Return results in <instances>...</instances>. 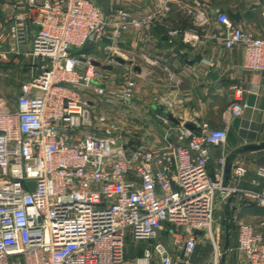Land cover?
I'll return each instance as SVG.
<instances>
[{"label":"built area","instance_id":"2783aa9c","mask_svg":"<svg viewBox=\"0 0 264 264\" xmlns=\"http://www.w3.org/2000/svg\"><path fill=\"white\" fill-rule=\"evenodd\" d=\"M6 20L11 26L0 28V42L12 40L15 49L0 58L17 56L30 43L40 66L14 108L0 99V264H153V255L158 264H193L202 232L219 251L217 195L250 197L264 208V185L258 193L238 188L246 168L233 167L224 184L225 129L171 127L157 116L163 138L134 146L124 142L119 122L96 111L101 103L130 109L135 83L125 80L107 94L93 60L73 51L109 42L113 62L118 40L153 17L139 20L119 10L109 18L97 0H13ZM217 21L224 48H242L244 67L264 73V36L244 32L224 13ZM243 110L238 98L227 113L237 118ZM211 148L222 150L212 169ZM256 177L264 182V167ZM236 220L240 259L264 264V233ZM166 227L172 253L157 242L126 260L129 245L148 243Z\"/></svg>","mask_w":264,"mask_h":264},{"label":"crops","instance_id":"0c3cea01","mask_svg":"<svg viewBox=\"0 0 264 264\" xmlns=\"http://www.w3.org/2000/svg\"><path fill=\"white\" fill-rule=\"evenodd\" d=\"M12 2L0 0V28L5 32L11 26L6 16ZM97 5L109 18L119 10L139 20L153 17L148 26L118 40L115 44L118 55L114 58L122 63L115 59L112 63L117 66L121 83L125 80L135 83L131 110L118 107L117 111L123 130L129 124V133L139 144L148 145L163 138V125L157 116L169 119L171 127L183 125L193 130L196 124L206 123L212 129H225L226 155L244 146L264 143V73L244 67L242 48H224V28L217 21L224 13L244 32L264 36V0H97ZM109 45L105 42L86 48L102 49L106 64L112 56L106 50ZM9 49H15L12 40L0 42V53ZM19 51V55L7 60L0 58V76L10 80V86L18 91L39 74L40 66L29 54L30 43L20 46ZM110 69L103 70L109 75ZM238 98L244 110L239 117L231 118L228 107ZM15 99L6 101L10 109L14 108ZM221 153V148H211V169ZM235 166L247 169L238 188L258 193L264 182L256 177V171L264 167V149L238 155L233 162ZM216 204L222 205V223L228 218L230 234L236 226L233 217L236 222H245L264 233V208L258 207L252 198L230 195L225 201L219 197ZM231 204L236 207L234 211L229 210ZM230 245L237 248L236 232ZM195 260L191 255L190 261L199 264ZM240 264H244L243 260Z\"/></svg>","mask_w":264,"mask_h":264},{"label":"rangeland","instance_id":"374dc122","mask_svg":"<svg viewBox=\"0 0 264 264\" xmlns=\"http://www.w3.org/2000/svg\"><path fill=\"white\" fill-rule=\"evenodd\" d=\"M102 51H103L102 49L84 48L79 51L75 50L73 51V53L77 56H85L86 58L90 57L93 61L98 62L100 64V67H96L98 68V72L102 74V78L98 82L106 90L107 94H110L111 92H116L120 89L122 79L118 75V71L116 69L117 66L115 64L112 65L114 61L109 62L110 59H108V61L105 64V62L103 61L104 59L102 58L103 57ZM107 65L111 68L109 75L105 70L102 69L103 66H107ZM9 82L10 80H7L6 78H2L0 76V99L5 102L13 101L15 97H17V95L19 94L18 89L16 87L10 86ZM104 105H105L104 103H101L97 107L96 111L99 113H106V114L108 113L113 120H116L118 122L119 121L118 111H117L118 105L113 104V106H107V107H105ZM126 110L130 111L131 109H126ZM119 125L124 135V142H126L129 145H134V146L139 145V143L134 139L133 133L132 132L129 133L130 132L129 131L130 129L128 127L129 124L127 125V130L125 131L122 128L123 127L122 123L119 122ZM130 125L131 128L132 124ZM219 197L220 196L217 195V202ZM222 209H223L222 205L217 206L216 204V209L214 212L215 222L219 221L222 223V214H223ZM167 230H168L167 227L164 228V231H162L156 239L148 243L129 245L126 248V253H125L126 260L130 262L137 258L142 257L144 252L151 251L153 246L157 242H162L172 253L174 250V244L169 233L166 232ZM235 232H236V226L233 233L232 234L229 233V247H228V251L226 252L225 264H232L233 262H237L238 264L241 263V259L237 253V248L234 249V247L230 245V241L234 243ZM224 238L225 235H224V223H223V227L221 230L220 248L216 255V253L214 252V248L210 244L209 235L206 233V231L202 232L201 241L198 243L197 249L192 254V258L193 256H195L196 259L194 262L199 264H214V260H215L217 261V264H221V255L224 246ZM152 258H153V264H158L157 258H155L154 255L152 256ZM226 259L228 261H226Z\"/></svg>","mask_w":264,"mask_h":264},{"label":"water","instance_id":"95a60500","mask_svg":"<svg viewBox=\"0 0 264 264\" xmlns=\"http://www.w3.org/2000/svg\"><path fill=\"white\" fill-rule=\"evenodd\" d=\"M231 17L233 19L237 18V15H231ZM116 62L122 63L121 60L119 59H115ZM91 64L95 67H100V64L98 62L92 61ZM103 69L109 70L110 67H102ZM189 129H192L190 126H186ZM264 149V143L260 144V145H249V146H244L240 149H235L234 151H232L229 155L226 156L225 159V164H224V184H228L230 176H231V172H232V168H233V162L235 160V158L238 155L241 154H245L247 152H254V151H259V150H263ZM229 233H230V224H229V220L228 218L225 219V224H224V246H223V251H222V255H221V264H225V257H226V252L228 250L229 247Z\"/></svg>","mask_w":264,"mask_h":264},{"label":"trees","instance_id":"16d2710c","mask_svg":"<svg viewBox=\"0 0 264 264\" xmlns=\"http://www.w3.org/2000/svg\"><path fill=\"white\" fill-rule=\"evenodd\" d=\"M230 224V223H229ZM230 227H231V225H230Z\"/></svg>","mask_w":264,"mask_h":264}]
</instances>
